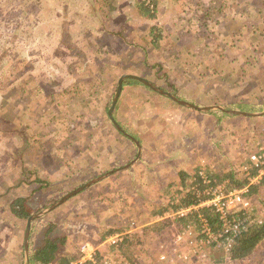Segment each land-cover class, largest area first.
<instances>
[{
  "label": "rangeland",
  "instance_id": "rangeland-1",
  "mask_svg": "<svg viewBox=\"0 0 264 264\" xmlns=\"http://www.w3.org/2000/svg\"><path fill=\"white\" fill-rule=\"evenodd\" d=\"M150 1L0 0V264H23L26 220L11 215L14 198L44 209L95 178L36 219L33 246L48 223L71 255L127 228L128 246L106 243L100 263L123 254L159 264L162 242L175 264H215L210 244L192 242L201 229L188 223L183 234L176 216L158 221L155 212L178 199L180 170L242 178L264 142V115L220 116L126 84L112 114L141 145L133 162L137 146L108 109L129 73L196 106L264 110H252L264 107V0H155L148 17L136 4ZM252 196L250 219L263 221L264 184ZM244 262L264 264V241Z\"/></svg>",
  "mask_w": 264,
  "mask_h": 264
},
{
  "label": "trees",
  "instance_id": "trees-1",
  "mask_svg": "<svg viewBox=\"0 0 264 264\" xmlns=\"http://www.w3.org/2000/svg\"><path fill=\"white\" fill-rule=\"evenodd\" d=\"M136 5L139 7L140 9L139 12L141 14L146 15L148 17L154 16L156 11L155 0H151L150 3L147 5H145L144 2H140ZM130 83L139 84L137 80L124 79L122 86ZM261 109H264V107L254 106L252 110L256 111ZM216 111L220 116L231 115L219 109ZM208 112H212V111L208 110ZM120 133L122 134L121 131ZM125 138L130 139L127 136ZM197 171L195 170L193 173H188L180 170L178 172L180 178V183H179L180 186L178 187L176 192L179 197L178 199H176V201L175 198L177 196L170 198V200L166 203V205L159 210L161 213L166 209L168 210L171 209L173 211H176L181 207L198 204L200 202V198L203 195L197 196V188L191 187L192 182L191 183L189 182V180L195 178L196 180L195 183L198 184L199 189L202 190L204 188V186L202 185V180L200 179V176L198 175ZM206 175L215 183H217V181L221 182L224 179L228 178L231 181V183L226 185L227 189L238 188L244 184H247V180L245 177L236 178V176H234L233 172L231 171L221 176H218L217 174H210L209 172H207ZM214 178H216L217 180H214ZM263 184H264V176L260 179L259 183L250 185L249 187L250 194L256 192L257 188L259 186H262ZM203 198H205V196H203ZM256 205L258 204L256 203ZM256 205L253 203L250 209L248 210L240 209L237 210L236 211L237 213L234 214L238 218L245 219L248 213L251 215L254 212V209L257 207ZM9 209L11 215L16 219L26 220L29 216L38 212L42 208H38L37 210H32L28 197H16L10 202ZM201 219H204L205 222H207V224L211 227V230L213 232H219L222 230L223 222L219 218V214L209 209L208 207H200L196 210H191L185 215L177 216L175 218V221L177 223H182L183 227L186 226L188 223L194 224V226H196L197 229L200 230L201 225L203 224V222H201L202 221ZM35 222H37V220L32 221L31 227L32 224ZM243 224H244V229H242V231L238 233L237 236L233 237L229 250L227 251L224 250L222 245L223 241L225 240V236L220 237V240L217 242L209 243L210 244L209 246H211L210 250L213 251V253L210 254L209 256V258L212 259V263L222 264L225 261L229 263L240 261L250 256L258 248L261 242L264 241V220L261 221V220H257L256 218H253L252 221L249 222V220L245 219ZM54 228H55V224L48 223L46 229L44 230L45 232L42 243L36 246H33L31 242V235H29L28 264H72V263L91 264L90 262H79L77 260L78 254L71 255L68 254L67 252H64L66 249V238L65 236L52 235L51 233L54 230ZM31 230L32 228L30 229V232ZM118 232H124V231L118 228H110L106 236ZM125 238L126 235L124 237V240ZM116 264H127V263L120 261Z\"/></svg>",
  "mask_w": 264,
  "mask_h": 264
},
{
  "label": "built area",
  "instance_id": "built-area-1",
  "mask_svg": "<svg viewBox=\"0 0 264 264\" xmlns=\"http://www.w3.org/2000/svg\"><path fill=\"white\" fill-rule=\"evenodd\" d=\"M247 157V162L240 166L243 177L247 180V184L238 188L227 189L225 184L215 183L203 170H199L198 175L202 180L204 188L200 190L198 184H192L191 187L197 188V196L203 195L205 198L202 196L201 198L203 199L200 198L198 204L181 207L176 211L169 210L166 212L168 215L177 217L185 215L191 210H196L200 207H208L219 214V218L223 222L222 230L213 232L207 222L201 219V222H203L200 228L201 233L192 239L193 243L205 241L209 244L211 242H217L220 240V237L225 236L222 245L224 250L227 251L229 250L233 237L237 236V234L244 229L243 222L245 219L249 220V222L252 221L249 213L246 215L245 219L236 217L234 213H237L236 211L240 209H250L255 202L254 197L250 194L249 187L251 184L259 183L260 179L264 176V142H262L256 150L250 152ZM189 224L181 228L182 230L184 229L183 234H185V232H190L191 225ZM125 235L126 232L111 234L104 240V243H108L109 245L120 244L124 241ZM78 252L77 260L79 262L109 264L108 261H103L102 263L98 261L96 247L92 245L84 243L79 247ZM162 258H164V256Z\"/></svg>",
  "mask_w": 264,
  "mask_h": 264
},
{
  "label": "water",
  "instance_id": "water-1",
  "mask_svg": "<svg viewBox=\"0 0 264 264\" xmlns=\"http://www.w3.org/2000/svg\"><path fill=\"white\" fill-rule=\"evenodd\" d=\"M124 79H134L137 80L138 82L148 86L150 89H152L153 91L164 95L168 98H170L172 101L177 102L178 104H181L183 106L192 108V109H197L200 111H208V110H222L226 113L229 114H233V115H243V116H259V115H264V110L260 111V112H247V111H242V110H235V109H231V108H227L223 105H210V106H196L195 104H192L190 102L184 101L180 98H178L176 95L171 94L170 92L164 90L163 88H160L156 85H154L152 82L146 80L145 78L141 77V76H137L134 74H122L120 76V78L118 79L117 82V88L116 91L112 97L111 100V104L110 107L108 109V116L109 119L112 121V123L114 124V126H116L117 129H119L122 134L126 135L127 137H129L131 140L134 141V143L137 146V156L135 159H137L140 156V152H141V145L140 143L137 141V139H135L132 135L128 134L127 132H125L120 126L119 124L115 121L114 117H113V110L115 108V105L117 103V100L119 98L120 92L122 90V84H123V80ZM103 176H101L102 178ZM97 179L99 178H95L90 180L89 182L85 183L82 186L77 187L76 189L72 190L71 192L65 194L64 196H62L60 199H58L57 201H55L54 203H52L51 205L47 206L46 208L38 211L37 213L32 214L31 216H29L26 219V227H25V232H24V256H23V264H28V245H29V235H30V229H31V223L32 221L40 218L42 215L48 213L49 211L53 210L54 208H56L57 206H59L60 204H62L65 200H67L68 198H70L72 195L76 194L77 192H79L80 190L84 189L86 186H89L91 183L97 181Z\"/></svg>",
  "mask_w": 264,
  "mask_h": 264
},
{
  "label": "crops",
  "instance_id": "crops-1",
  "mask_svg": "<svg viewBox=\"0 0 264 264\" xmlns=\"http://www.w3.org/2000/svg\"><path fill=\"white\" fill-rule=\"evenodd\" d=\"M94 56V55H93ZM138 84V83H137ZM139 84H142V83H140L139 82ZM126 85H124V86H122V87H125ZM142 86V85H141ZM143 86H146V85H144L143 84ZM148 87V86H147ZM149 88V87H148ZM164 96V95H163ZM180 105V104H179ZM184 107H186V106H184ZM189 108V107H188ZM209 111H213V110H209ZM203 112H206V111H203ZM229 116H232V117H236V116H240V115H229ZM223 118V117H222ZM114 126V125H113ZM115 127V126H114ZM116 128V127H115ZM117 129V128H116ZM130 142L132 143H134V141L133 140H131L130 139ZM165 142H166V140H164V142H163V144H165ZM135 144V143H134ZM136 145V144H135ZM158 145H160L161 146V143L160 142H158ZM155 149H157V145L154 147ZM141 155V154H140ZM140 158H141V156H139L136 160H134L133 162H135V161H138V160H140ZM119 169H116L115 171H118ZM189 173V172H188ZM193 173V172H192ZM167 211V210H166ZM166 211L164 210L162 213L160 212V211H158V212H155V220H162V219H164V218H169V216L170 215H168V214H166ZM171 217V216H170ZM174 217V216H173ZM173 221H175V218L173 219ZM176 222V221H175ZM111 228H116V227H111ZM118 229H123V228H118ZM125 232H126V238H125V240L120 244V246L122 245H127L128 246V244H129V242H128V236L130 235V234H128V233H131V230L130 231H128L127 230V228L124 230ZM107 234V233H106ZM106 234H104L103 235V240H100L99 242H95V244L94 245H92L93 247H96V250H97V255H99L101 252V250L105 247V245H107V244H105L104 242V240L106 239ZM126 242H128V243H126ZM175 242V241H174ZM160 243H162V242H160ZM160 243H158V245L156 246V254H155V258L157 259V261H158V263L159 264H175L174 263V257L175 256H170L171 255V253H170V247H166V245H165V248H161L162 247V245L160 244ZM179 250H180V248H179ZM99 252V253H98ZM255 252V251H254ZM181 253V252H180ZM78 254V253H77ZM181 254H184V252H182ZM253 254V253H252ZM251 254V255H252ZM250 255V256H251ZM164 256V258H162ZM250 256H248V257H246V258H249ZM78 257V256H77ZM180 257H181V255H180ZM180 257H179V259H180ZM246 258H244V259H242V260H240V261H236V262H233V263H235V264H242V262H243V260H245ZM118 260H119V262L120 261H123V262H126L127 264H130L131 262H129V257L127 258L126 257V255H121V257H119L118 258ZM103 261H107V260H103ZM109 262V261H108ZM226 262V261H225ZM224 262V263H225ZM227 263H229V262H227ZM232 263V264H233ZM72 264H75V263H72ZM109 264H111L110 262H109ZM244 264H246L245 262H244Z\"/></svg>",
  "mask_w": 264,
  "mask_h": 264
},
{
  "label": "flooded vegetation",
  "instance_id": "flooded-vegetation-1",
  "mask_svg": "<svg viewBox=\"0 0 264 264\" xmlns=\"http://www.w3.org/2000/svg\"><path fill=\"white\" fill-rule=\"evenodd\" d=\"M24 247V246H23ZM24 250V249H23Z\"/></svg>",
  "mask_w": 264,
  "mask_h": 264
}]
</instances>
